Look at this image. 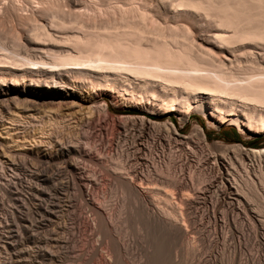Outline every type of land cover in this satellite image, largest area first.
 I'll use <instances>...</instances> for the list:
<instances>
[{"label":"bare ground","instance_id":"1","mask_svg":"<svg viewBox=\"0 0 264 264\" xmlns=\"http://www.w3.org/2000/svg\"><path fill=\"white\" fill-rule=\"evenodd\" d=\"M262 50L264 0H0V125L32 129L28 149L0 137V264H264V147L143 116L107 145L92 129L108 98L262 133ZM85 92L75 125L52 119Z\"/></svg>","mask_w":264,"mask_h":264},{"label":"rangeland","instance_id":"2","mask_svg":"<svg viewBox=\"0 0 264 264\" xmlns=\"http://www.w3.org/2000/svg\"><path fill=\"white\" fill-rule=\"evenodd\" d=\"M262 52L264 53V50H262L261 53ZM25 97L26 98H24V96H22L21 101H24L26 99H33L29 95H26ZM107 102H108L109 107H110V109H109L110 114L108 113L109 114L108 115L107 113H105V114L100 113L99 114L100 118L97 121H95V123L92 127V129H94L93 131L95 133L92 130H89V132L92 131L94 134H98V135L102 136L104 138L103 141H104L105 145L108 144L107 140L110 139V137H109L110 136V134H109L110 129L109 128H110V125L112 124L111 120L113 119L116 122H119L122 120L121 118L125 115V116H137V117L143 116L147 119H150V120L156 121V122H164V121L171 122V123H173V125L177 129L179 135H181V136H186V135L192 134L191 132H193L195 130V126L196 127L199 126L204 130L206 139H207L208 143H210V144L214 143L215 141H218V142L223 143V144L240 143V144H243L247 148L264 147V132L259 133V132L248 131L247 134H244V133L240 132V130L238 129V127L235 124H229V123L221 124L218 127H213V126L208 124L207 115L200 113V112H192L188 121H182L179 118V115L177 114V112H175V109H173V110L169 109L168 111L164 110V111L160 112V111H157L156 109L152 110V108H146L145 109V107H141L139 105H135L136 107L132 106V105L114 106V105H112L113 103L111 101H109L108 98H107ZM47 106L49 108L48 111L50 112L52 119H54L56 121H60L64 125H68V124L75 125L81 117L86 115V112L89 110L91 104L89 101L88 92H85V94H83L82 96L77 95V96H74L73 98H66V99H62V100L60 99L59 101H51V103L48 104ZM28 116L29 115H27V114L23 115V118H25V120H22V121L24 123L29 122L28 120H26V118H28ZM149 117H154V118H149ZM118 119H119V121H118ZM2 123H4V125H2V126L0 125V132L2 133V135L0 137L2 139H4V143L6 145H8L9 147H14V144H15V142H13V139L10 138L9 134L14 135V137L16 138L15 141L17 140V143H19L21 145H23L24 143L27 144L30 141L29 135L31 134V130H32V129H30V127H27L25 129L21 130L18 127H15V125L12 122H10L9 120H6ZM105 125H107V126H105ZM143 126L145 129L148 128L147 130H149V129L153 130V128L148 126V125L144 124ZM244 129L246 131V128H244ZM5 130H7V131H5ZM164 130H165V128L162 130V132H165ZM8 132H9V134H7ZM32 133H33V131H32ZM24 136H25L26 140L22 139ZM30 146H31V144L28 143L26 146L19 147L16 149H22V148L28 149ZM90 166H91V164H90ZM91 167L94 168L95 166L94 167L91 166ZM195 176H196V174H195ZM99 182H100V184L98 186H96L94 189V191H95L94 195L95 196L98 195L97 196L98 198H96V201H98V200H100V198H102V200L108 199L107 201L111 204L116 203L115 204L116 206L118 204L120 205L121 201H122L120 194L114 192L112 187L110 185L108 186L107 183H106V186H107V188H106L105 182L104 183L101 181H99ZM110 189L112 190V192ZM262 193H264V192H262ZM112 194L113 195L116 194V195L113 196ZM117 194H119V195H117ZM103 196H107V197L105 198ZM116 196H118V197H116ZM263 197H264V195H263ZM111 200L113 202L114 201L115 202L113 203V202H111ZM89 233H90L89 230L86 231V233L84 235L85 237L83 236V238L89 239L91 237V234H89ZM93 237L94 238H90V239H92V242L97 244L95 242L97 238L95 239V236H93ZM82 239H81V241H82ZM79 240H80V238H79ZM218 250H216L217 253H216V251L213 253L214 255L216 253V262H217L216 264H224V263H222V261L224 259L221 256L222 255L220 252L221 249H218ZM99 252L102 255V259L108 261L109 258L104 253V251L100 249ZM68 263L69 264H79L80 262L77 263V261L70 260V262L68 261ZM11 264H14V263L12 262ZM185 264H187V263H185Z\"/></svg>","mask_w":264,"mask_h":264},{"label":"trees","instance_id":"3","mask_svg":"<svg viewBox=\"0 0 264 264\" xmlns=\"http://www.w3.org/2000/svg\"><path fill=\"white\" fill-rule=\"evenodd\" d=\"M149 118H154V117H149Z\"/></svg>","mask_w":264,"mask_h":264}]
</instances>
